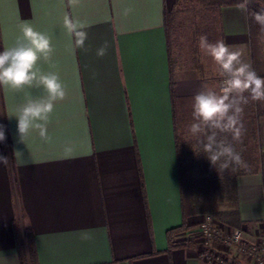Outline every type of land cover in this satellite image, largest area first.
<instances>
[{
	"label": "crops",
	"instance_id": "crops-1",
	"mask_svg": "<svg viewBox=\"0 0 264 264\" xmlns=\"http://www.w3.org/2000/svg\"><path fill=\"white\" fill-rule=\"evenodd\" d=\"M176 0H0L2 49L28 22L51 37V63L67 96L50 116L47 142L33 132L21 142L15 112L43 89L0 87V125L6 140L0 155V264H20L17 233L33 235L37 264H207L189 232L205 215L187 218L196 225L175 237L182 224L176 132L192 122L194 96L219 78L212 58L201 52L203 76L192 54L186 62L168 46L164 12ZM86 25L84 49L67 51L63 16ZM215 41L223 39L252 66L247 13L236 5L217 10ZM105 41L104 56L96 50ZM244 161L259 171L236 178L237 208L248 240L264 236V101H253ZM246 116V115H245ZM182 127H184L182 125ZM188 127V126H187ZM177 130V131H176ZM185 142V140H183ZM71 146L65 152L64 146ZM244 145V144H243ZM21 152L15 156V152ZM186 164V158L184 159ZM91 240H82V233ZM217 250L225 248L217 244Z\"/></svg>",
	"mask_w": 264,
	"mask_h": 264
},
{
	"label": "clouds",
	"instance_id": "clouds-1",
	"mask_svg": "<svg viewBox=\"0 0 264 264\" xmlns=\"http://www.w3.org/2000/svg\"><path fill=\"white\" fill-rule=\"evenodd\" d=\"M78 2L68 0L69 6ZM250 3L251 0H240L236 8L248 13L264 33V9L250 11ZM19 27L21 35L15 44L0 51V87L14 91L43 89L44 95L38 97L26 92L25 102L17 107L14 117L21 142L33 132L47 142L51 139L48 131L50 116L57 102L66 98L67 90L58 73L43 72L39 66L40 62H52L55 48L51 37L28 22H22ZM63 27L69 38L66 50L74 52L78 48L84 49L88 39L86 25L65 13ZM198 44L201 51L212 58L220 80L216 86H204L194 96L192 122L187 130L218 172L250 170L234 147V142L240 141L245 131L242 121L244 107L250 101H264V77L259 76L251 64L242 59L239 50L223 39L210 42L207 35H201ZM107 48L105 41L96 50L97 56H104ZM5 140V128L0 125V142ZM64 151L71 152V146L66 144ZM20 153L16 151L15 156ZM9 162L8 157L0 155V165L7 168ZM81 239L91 240L92 237L85 232L81 234Z\"/></svg>",
	"mask_w": 264,
	"mask_h": 264
},
{
	"label": "trees",
	"instance_id": "trees-1",
	"mask_svg": "<svg viewBox=\"0 0 264 264\" xmlns=\"http://www.w3.org/2000/svg\"><path fill=\"white\" fill-rule=\"evenodd\" d=\"M183 1L176 0L175 7ZM209 4L221 6L236 5L240 0H203ZM264 9V0H251L249 4L250 11H260ZM175 13L174 10L164 12V28L168 39V46L171 47V24ZM248 27L251 38L252 49V68L256 73L264 77V55L260 53L259 46L261 36L264 35L260 31L258 25L252 20L247 13ZM2 41L0 33V51H2ZM192 60L194 66L203 76V68L201 64V53L197 46L193 47ZM177 131V130H176ZM231 140V137L229 136ZM195 154L197 156V163L199 168V176L191 179L188 175L187 165L184 164V159L188 155V144L183 142L182 137L176 132V150L179 162V179H180V195L182 207V224L168 232V240L170 247H174L175 237L178 234L186 233L196 225L189 224L187 218L195 215L214 216L228 228L239 229L242 228L237 208V187L236 178L239 176L252 175L259 171L257 163L249 167L250 170L237 169L233 172L231 169L225 172H218L209 162L206 154L202 152L200 146L195 141ZM234 147L241 153L234 142ZM242 157L243 154L241 153ZM262 178L264 182V169H261ZM222 208H225L222 210ZM192 239H188L191 242ZM16 247L20 264H37V255L34 248L33 235L30 231L23 234L17 233Z\"/></svg>",
	"mask_w": 264,
	"mask_h": 264
},
{
	"label": "rangeland",
	"instance_id": "rangeland-1",
	"mask_svg": "<svg viewBox=\"0 0 264 264\" xmlns=\"http://www.w3.org/2000/svg\"><path fill=\"white\" fill-rule=\"evenodd\" d=\"M217 10V5L209 4L203 0H187L180 2L175 7V13L171 24V41L175 44L174 53L176 58L180 61L186 62L189 54H192L194 46H197L201 53L202 51L198 44L199 37L201 35H207L210 42H215L218 31ZM260 40V53H263L264 55V35L261 36ZM206 77L208 82L207 86L213 87L218 85L220 78L216 79L214 77H210L209 74H207ZM252 104L253 101H250L249 104L244 107L242 121L245 131L240 141L236 142L239 150L240 148L242 149V146L243 148H247V145L249 144L247 139L249 138V132L252 127L251 122L249 121L250 112L248 114L247 112L251 108ZM182 125L184 127H182ZM187 126L186 124L184 125L181 123L180 134L182 135V140H185L189 146L188 155L185 157L188 168L187 172L191 179H195L199 176V166L197 163L194 145L196 139L190 135L187 130ZM224 209L225 208H222V210ZM210 218H212L213 224L218 228H228L214 216L210 215Z\"/></svg>",
	"mask_w": 264,
	"mask_h": 264
},
{
	"label": "built area",
	"instance_id": "built-area-1",
	"mask_svg": "<svg viewBox=\"0 0 264 264\" xmlns=\"http://www.w3.org/2000/svg\"><path fill=\"white\" fill-rule=\"evenodd\" d=\"M189 235L197 243L199 257L204 263L264 264V236L259 241L248 240L242 228H218L210 216H206ZM217 244L225 251L217 250Z\"/></svg>",
	"mask_w": 264,
	"mask_h": 264
}]
</instances>
